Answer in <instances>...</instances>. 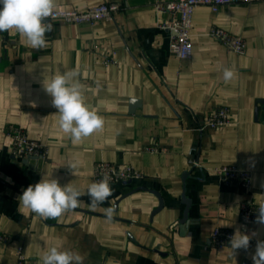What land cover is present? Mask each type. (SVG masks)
<instances>
[{"label":"crops","instance_id":"crops-1","mask_svg":"<svg viewBox=\"0 0 264 264\" xmlns=\"http://www.w3.org/2000/svg\"><path fill=\"white\" fill-rule=\"evenodd\" d=\"M111 1L122 4L114 20L54 21L40 50L14 30L0 32V233L7 238L0 264H15L19 246L40 264L52 246L80 254L83 264H253L256 247L217 248L210 235L222 227L264 237V225L240 220L244 200L264 203V0H234L217 12L197 7L186 60L171 51L172 33L161 28L170 15L157 12L155 0H55V8ZM217 26L242 36L246 52L228 50L211 34ZM224 68L234 72L229 82ZM69 70L79 72L86 103L104 119L77 144L59 128L43 87ZM217 106L230 108L232 122L212 128L207 117ZM12 127L46 145V156L14 155ZM154 145L158 151L148 149ZM69 160L78 161L74 174ZM98 161L144 176L110 185L112 195L93 209L87 189ZM225 165L251 172L249 192L214 173ZM43 177L79 189V206L46 220L23 208L19 197Z\"/></svg>","mask_w":264,"mask_h":264},{"label":"clouds","instance_id":"clouds-1","mask_svg":"<svg viewBox=\"0 0 264 264\" xmlns=\"http://www.w3.org/2000/svg\"><path fill=\"white\" fill-rule=\"evenodd\" d=\"M55 0H0V32L15 31L24 40L26 46L35 50L47 46L46 34L53 30L47 18H54ZM79 72L69 70L55 74L48 82H43L44 90L52 97V105L58 110V125L67 134L73 144L82 141L104 127V119L95 109H90L84 96V85ZM234 72L223 69V79L229 82ZM97 87L100 82L97 81ZM74 174L78 161L69 160L66 164ZM87 193L91 199L90 207L95 209L111 195L110 177L105 176L89 185ZM81 192L70 183L61 186L54 178H42L35 185H29L19 197L23 208L30 210L43 219H57L79 206ZM256 222L264 225V203L258 206ZM110 220L113 209H105ZM254 235V234H253ZM251 236L237 230L230 238L233 251L247 250ZM253 264H264V240H258L252 255ZM41 264H83V257L70 250L50 247L41 257Z\"/></svg>","mask_w":264,"mask_h":264},{"label":"built area","instance_id":"built-area-1","mask_svg":"<svg viewBox=\"0 0 264 264\" xmlns=\"http://www.w3.org/2000/svg\"><path fill=\"white\" fill-rule=\"evenodd\" d=\"M234 0H155L154 7L157 12L168 13L170 20L161 25V28L172 33L170 42L171 51L181 60L191 59L193 57V45L191 41V28L193 17L197 7L209 6L217 12L224 5L231 4ZM253 2L260 0H244ZM122 4L118 1L101 3L86 10H66L63 8L54 9V18H47L49 22L63 20L68 23H89L96 24L100 21H112L121 10ZM211 34L218 39L228 50L237 54L246 52V41L240 35L230 33L221 27H213ZM109 61H112L111 59ZM232 122L231 111L227 106H217L207 117V126L212 128H221ZM9 135L12 138V152L20 157L39 156L45 157L47 153L46 145L37 140L29 138L27 133L19 127L9 129ZM149 150L158 151V146H149ZM218 175L227 184L235 185L245 192H249L252 187V174L234 165H225L214 169ZM105 176L110 177V185L116 183L132 182L143 178V173L132 165L119 166L108 161H98L94 165V182H98ZM259 204L252 199L244 200L241 203L240 220L243 225H248L257 220ZM234 232L216 227L210 235L211 243L214 247L223 248L229 245L230 238ZM252 237V236H251ZM6 236L0 233V240H6ZM258 240H264V237H252L249 249L256 247ZM245 250V249H239ZM246 251V250H245ZM15 264H40L35 258L27 257L24 254L23 247L17 249V260ZM243 264H249L244 262Z\"/></svg>","mask_w":264,"mask_h":264}]
</instances>
